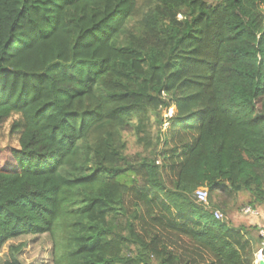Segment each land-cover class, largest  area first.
<instances>
[{
    "label": "trees",
    "instance_id": "16d2710c",
    "mask_svg": "<svg viewBox=\"0 0 264 264\" xmlns=\"http://www.w3.org/2000/svg\"><path fill=\"white\" fill-rule=\"evenodd\" d=\"M263 8L0 0V130L18 141L0 252L48 235L52 264H253L256 227L223 215L264 211Z\"/></svg>",
    "mask_w": 264,
    "mask_h": 264
},
{
    "label": "rangeland",
    "instance_id": "374dc122",
    "mask_svg": "<svg viewBox=\"0 0 264 264\" xmlns=\"http://www.w3.org/2000/svg\"><path fill=\"white\" fill-rule=\"evenodd\" d=\"M264 11V8H263ZM174 113V109H170L167 113L163 112V117H170ZM167 127V124L164 128ZM129 144H131V140L128 139ZM18 147L17 136L10 135L8 126L3 127L0 130V166L9 162L8 151L10 149H16ZM247 197L245 195H240L238 202H246ZM206 205V204H205ZM242 207L239 211H233L227 215H223V219L230 222L234 227L239 226H251L256 227L257 233L258 229H264V211L262 209H257L258 215L256 217L246 216L242 214ZM221 213V212H220ZM252 225H249V223ZM257 233H253L251 241L253 243V264H255L256 258L261 251V255H263L262 249L264 248V242L259 244L256 235ZM18 246L24 245L20 253L18 254L19 260L22 264H52V242L48 235L36 236V237H23L20 239H16L7 243V245L0 252V264L7 260V249L8 246Z\"/></svg>",
    "mask_w": 264,
    "mask_h": 264
},
{
    "label": "built area",
    "instance_id": "2783aa9c",
    "mask_svg": "<svg viewBox=\"0 0 264 264\" xmlns=\"http://www.w3.org/2000/svg\"><path fill=\"white\" fill-rule=\"evenodd\" d=\"M194 197L199 204H207V191L204 188L197 189L194 192ZM241 212L243 215H246V216L256 217L258 215V211L253 210L250 207L243 208V210ZM213 217L215 220H221L222 214L219 211L215 210L213 212ZM259 235L261 238L264 239V229L259 230ZM258 256H261V251L259 252ZM258 256H257V258H258ZM263 259H264V257H263Z\"/></svg>",
    "mask_w": 264,
    "mask_h": 264
},
{
    "label": "bare ground",
    "instance_id": "6f19581e",
    "mask_svg": "<svg viewBox=\"0 0 264 264\" xmlns=\"http://www.w3.org/2000/svg\"><path fill=\"white\" fill-rule=\"evenodd\" d=\"M263 257H264V256H262V255H261V256H258V258H256V260H257V261H258V260L264 261Z\"/></svg>",
    "mask_w": 264,
    "mask_h": 264
},
{
    "label": "water",
    "instance_id": "95a60500",
    "mask_svg": "<svg viewBox=\"0 0 264 264\" xmlns=\"http://www.w3.org/2000/svg\"><path fill=\"white\" fill-rule=\"evenodd\" d=\"M255 264H264V261L261 260L255 261Z\"/></svg>",
    "mask_w": 264,
    "mask_h": 264
},
{
    "label": "crops",
    "instance_id": "0c3cea01",
    "mask_svg": "<svg viewBox=\"0 0 264 264\" xmlns=\"http://www.w3.org/2000/svg\"><path fill=\"white\" fill-rule=\"evenodd\" d=\"M249 225H252V223L250 222Z\"/></svg>",
    "mask_w": 264,
    "mask_h": 264
}]
</instances>
